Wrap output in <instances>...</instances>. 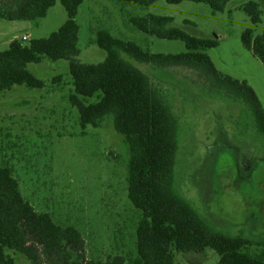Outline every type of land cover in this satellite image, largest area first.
Instances as JSON below:
<instances>
[{
  "label": "rangeland",
  "instance_id": "1",
  "mask_svg": "<svg viewBox=\"0 0 264 264\" xmlns=\"http://www.w3.org/2000/svg\"><path fill=\"white\" fill-rule=\"evenodd\" d=\"M249 1L258 2L263 10L258 26L241 8ZM148 14L173 17L169 28L218 39L219 46L208 50L216 67L246 80L264 107V64L241 40L248 27L264 31V0H231L218 13L193 1L157 0L146 6L84 0L77 17L78 59L86 64L105 60L106 51L95 43L98 31L104 29L152 53L187 51L182 40L147 34L131 21ZM67 18L61 0H56L37 24L0 19V51L14 40L26 45L48 37ZM121 55L149 75L179 120L177 190L218 230L264 237V137L257 132L249 107L236 96L219 93L194 69L161 67ZM28 69L46 86L15 85L0 92V164L13 168L21 192L38 212H48L57 223L73 224L82 231L89 259L137 255L142 212L128 197L129 146L115 130L113 116H106L98 126L82 127L78 108L69 102L74 92L69 61L45 56L40 63H29ZM57 75L63 76L58 84L52 82ZM6 252L15 264H34L19 251ZM219 258L214 249L205 248L179 252L176 264H217Z\"/></svg>",
  "mask_w": 264,
  "mask_h": 264
},
{
  "label": "trees",
  "instance_id": "2",
  "mask_svg": "<svg viewBox=\"0 0 264 264\" xmlns=\"http://www.w3.org/2000/svg\"><path fill=\"white\" fill-rule=\"evenodd\" d=\"M123 1L147 6L157 0ZM166 1L202 2L218 13L225 11L231 0ZM83 2L61 0L68 18L57 31L26 45L14 40L8 49L0 51V92L15 85L44 88L46 82L29 71V63H40L45 56L54 61H69L74 89L69 102L78 108L82 127L98 126L112 115L115 130L129 146L128 197L142 212L137 227V255L89 259L82 231L73 224L57 223L48 212H38L21 192L13 168L0 164V264H15L6 249L25 254L34 264H176L179 252H199L205 248L219 254L217 264H264V237L218 230L177 190L179 120L172 106L153 87L149 75L121 53L143 63L185 66L198 71L219 93L236 96L245 103L257 132L264 137V107L254 88L246 80L224 74L216 67L208 50L219 46L218 39L169 28L173 21L169 16L148 14L132 17L131 21L147 34L182 40L187 51L152 53L104 29L98 31L95 43L106 51L105 60L98 64L82 63L78 59L77 17ZM55 3L56 0H0V19H27L37 24ZM241 8L253 26L262 23L263 10L258 2L249 1ZM241 40L264 64V31L257 33L254 27H248ZM62 81L61 75L52 80L56 84Z\"/></svg>",
  "mask_w": 264,
  "mask_h": 264
},
{
  "label": "built area",
  "instance_id": "3",
  "mask_svg": "<svg viewBox=\"0 0 264 264\" xmlns=\"http://www.w3.org/2000/svg\"><path fill=\"white\" fill-rule=\"evenodd\" d=\"M25 39H27V38H25Z\"/></svg>",
  "mask_w": 264,
  "mask_h": 264
}]
</instances>
